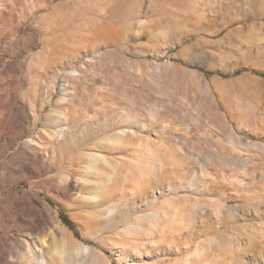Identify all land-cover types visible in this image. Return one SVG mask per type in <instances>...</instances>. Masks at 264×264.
<instances>
[{
  "label": "rangeland",
  "instance_id": "374dc122",
  "mask_svg": "<svg viewBox=\"0 0 264 264\" xmlns=\"http://www.w3.org/2000/svg\"><path fill=\"white\" fill-rule=\"evenodd\" d=\"M0 264H264V0H0Z\"/></svg>",
  "mask_w": 264,
  "mask_h": 264
},
{
  "label": "bare ground",
  "instance_id": "6f19581e",
  "mask_svg": "<svg viewBox=\"0 0 264 264\" xmlns=\"http://www.w3.org/2000/svg\"><path fill=\"white\" fill-rule=\"evenodd\" d=\"M39 255L38 253H33V249L29 251V254L27 255L29 258H31L30 260H33V257ZM42 263H44V261L41 259Z\"/></svg>",
  "mask_w": 264,
  "mask_h": 264
},
{
  "label": "trees",
  "instance_id": "16d2710c",
  "mask_svg": "<svg viewBox=\"0 0 264 264\" xmlns=\"http://www.w3.org/2000/svg\"><path fill=\"white\" fill-rule=\"evenodd\" d=\"M62 219H63V221L65 222V223H67L68 225H72L71 224V222L68 220V218L66 217V216H64V215H62Z\"/></svg>",
  "mask_w": 264,
  "mask_h": 264
}]
</instances>
